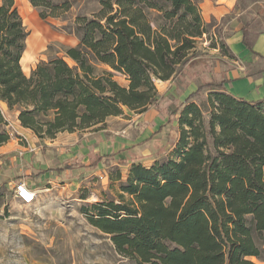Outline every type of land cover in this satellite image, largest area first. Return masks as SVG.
Returning a JSON list of instances; mask_svg holds the SVG:
<instances>
[{
	"label": "trees",
	"instance_id": "obj_1",
	"mask_svg": "<svg viewBox=\"0 0 264 264\" xmlns=\"http://www.w3.org/2000/svg\"><path fill=\"white\" fill-rule=\"evenodd\" d=\"M29 1L43 20L67 21L79 1L97 5L62 27L79 44L64 58L40 62L28 76L22 57L29 33L15 0H0V101L40 139L94 127L124 108L143 113L156 106L155 81L185 69L196 39L206 33L194 0ZM150 11L165 22L153 25ZM248 27H242L243 43L264 60L247 39ZM225 83L200 85L169 113V124L177 120L179 126L166 160L147 167L123 148L91 151L89 164L74 158L47 170L89 167L94 173L99 165L116 164L117 198L82 212L122 256L137 264H258L253 259L264 258V98H237ZM204 90L210 93L201 103ZM3 118L0 111V123ZM10 139L0 131V146ZM127 167L124 181L119 169Z\"/></svg>",
	"mask_w": 264,
	"mask_h": 264
},
{
	"label": "rangeland",
	"instance_id": "obj_2",
	"mask_svg": "<svg viewBox=\"0 0 264 264\" xmlns=\"http://www.w3.org/2000/svg\"><path fill=\"white\" fill-rule=\"evenodd\" d=\"M194 1L206 33L196 39L193 59L185 69L172 80L155 81L159 92L156 106L143 113L124 108L121 116L109 117L85 130L59 133L55 139H40L23 129L17 122L16 109L5 113L0 131L10 134V142L14 141L11 150H17L18 158L10 161L0 154V264H137L118 253L110 237L91 225L82 212L86 205L117 198L121 180H115L116 164L113 168L99 165L94 173L89 167L83 172L69 170L64 174L47 170L63 167L74 158L89 164L86 157L90 150L110 154L128 148L147 167L171 156L170 145L178 138L179 125L177 120L169 124V113L200 85L226 82L225 73L238 67L235 62L239 60L223 45L234 29L249 25L247 39L252 45L264 29V0ZM15 3L29 33L24 64L30 70L43 60L64 58L67 48L76 47L78 39L68 35L63 25L97 8L90 1H79L67 15V21L43 20L39 9L29 0ZM165 8L170 9L169 4ZM159 16L156 11L149 12L153 25L165 22ZM254 57L263 69L264 60ZM116 80L122 86L129 84L121 75ZM209 93L210 90L202 91L201 103ZM29 146L36 149L25 151ZM119 170L125 181L128 167ZM20 182L36 191L33 204L26 205L15 198L14 188Z\"/></svg>",
	"mask_w": 264,
	"mask_h": 264
},
{
	"label": "crops",
	"instance_id": "obj_3",
	"mask_svg": "<svg viewBox=\"0 0 264 264\" xmlns=\"http://www.w3.org/2000/svg\"><path fill=\"white\" fill-rule=\"evenodd\" d=\"M220 15L222 16L224 15L223 11L221 12ZM247 34H248V29H247ZM243 38H244V33L242 32V27L240 29H234V32L231 34V36L227 38V45L230 47L231 51L235 54V57L239 61L235 62L238 65V67L235 66L231 71L225 73L224 76V79L226 80L225 89L229 94L237 98H242L247 101H258L264 98V72L260 73L261 68H259L262 65V63L258 58L254 57V55L250 52V50L246 48V46L243 43ZM252 46L254 52L260 53L264 56V29L261 30L257 34V36H255L254 44ZM25 54L26 51L22 57V67L25 74L29 76L40 62L33 69L31 70L28 69L24 64ZM245 71L248 72L246 73ZM243 72H245L244 76H242ZM0 108L3 111L4 115L9 110L7 104L1 101H0ZM18 116L19 115L17 114L16 115L17 122H19ZM25 130L29 131L31 135H34L31 130L29 129H25ZM12 147H14V141L9 142L4 146H0V154L6 155V158H8L10 161H15L18 158L16 155L17 150L16 149L11 150L13 149ZM90 151L98 152L97 150H90ZM89 152L86 157L88 160H89L88 157ZM18 153L21 154V152ZM37 163L39 165H42V162L40 160H38ZM253 261H255L258 264H264V259L258 260L254 258Z\"/></svg>",
	"mask_w": 264,
	"mask_h": 264
},
{
	"label": "built area",
	"instance_id": "obj_4",
	"mask_svg": "<svg viewBox=\"0 0 264 264\" xmlns=\"http://www.w3.org/2000/svg\"><path fill=\"white\" fill-rule=\"evenodd\" d=\"M0 111L2 115L4 116V113L1 110V108H0ZM35 149H36L35 147L29 146V148L25 149V151L33 152ZM13 193L16 199H18L19 201H21L23 204H26V205L33 204L37 198L36 191L30 189L27 186V184L24 182H20L16 184Z\"/></svg>",
	"mask_w": 264,
	"mask_h": 264
}]
</instances>
